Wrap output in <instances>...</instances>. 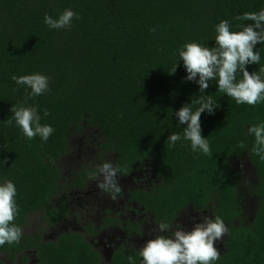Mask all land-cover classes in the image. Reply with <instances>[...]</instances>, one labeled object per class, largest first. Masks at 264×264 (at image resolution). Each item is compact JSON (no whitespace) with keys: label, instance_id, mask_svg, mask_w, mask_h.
Here are the masks:
<instances>
[{"label":"trees","instance_id":"obj_1","mask_svg":"<svg viewBox=\"0 0 264 264\" xmlns=\"http://www.w3.org/2000/svg\"><path fill=\"white\" fill-rule=\"evenodd\" d=\"M65 10L75 13L70 27L45 24V15L58 19ZM261 10L264 0H0V185L16 187L12 223L23 233L19 243L0 246V264H143L136 248H118L104 260L87 239L93 224L84 232L61 225L71 212L64 192L86 189L99 176L97 164L75 168L69 180L62 162L71 137L92 127L103 135L92 138L102 164L148 180L129 195L154 224L172 229L185 212L206 211L228 229L212 264H264V153L255 154L249 131L264 125V100L238 104L216 80L201 94L179 57L187 43L215 47L221 21L241 31L252 22L237 17ZM254 51L260 62L246 65L250 73L264 67V43ZM31 74L47 76L48 90L29 97L31 89L12 79ZM199 95L219 106L201 114L211 155L192 149L175 115ZM12 105L36 108L40 124L53 129L49 138H27ZM172 133L181 136L175 145L167 141ZM243 157L253 177L235 167ZM165 232L159 236L174 235Z\"/></svg>","mask_w":264,"mask_h":264},{"label":"clouds","instance_id":"obj_2","mask_svg":"<svg viewBox=\"0 0 264 264\" xmlns=\"http://www.w3.org/2000/svg\"><path fill=\"white\" fill-rule=\"evenodd\" d=\"M74 15L72 10H65L58 19L45 15L44 22L50 28L63 29L70 27ZM237 19L252 23L243 26V30L234 32L230 31L228 21H221L216 26L215 47L208 48L195 42L187 43L179 51V57L183 60L187 71L185 79L196 82L201 94L208 89L210 80H216L219 92L227 94L238 104L246 103L254 106L264 100V80L261 79L264 67L258 72L250 73L246 65L260 62V55L254 51V48L258 42L264 43V10L258 13H244ZM176 70L177 66L169 74H174ZM238 73L242 74L239 80H237ZM12 79L18 85L31 89L29 97L41 95L48 90V77L42 74L13 76ZM190 104H198L199 107L193 112ZM190 104H186L175 113L178 125H187L184 128L183 138L191 142L194 151L200 150L204 154L211 155L209 143L201 134V114L205 111L214 114L219 106L215 104L211 95H199ZM11 112L16 124L29 139L39 135L46 141L53 132L51 126L40 124V116L36 108L12 105ZM47 114L46 111L45 115ZM8 123L11 124V120ZM249 131L255 135L253 151L261 155L264 153V125L253 126ZM180 139L181 136L176 133L167 137L171 145H175ZM240 147H244L242 142ZM70 155L71 153L67 156ZM261 158L264 159V155H261ZM119 171V167L105 162L98 169L99 176L93 177L98 181L97 187L102 191L110 192L114 200L121 190L116 182ZM16 191L14 183L10 180L0 185V246L5 243H19L23 235L21 228L12 223L17 215L14 199ZM158 227L162 233L170 229L166 223H161ZM227 231L224 221L219 217L215 220L203 219L196 223L191 231L177 229L174 237L162 235L148 240L140 250V255L143 264H212L220 256L215 244L223 239Z\"/></svg>","mask_w":264,"mask_h":264},{"label":"rangeland","instance_id":"obj_3","mask_svg":"<svg viewBox=\"0 0 264 264\" xmlns=\"http://www.w3.org/2000/svg\"><path fill=\"white\" fill-rule=\"evenodd\" d=\"M86 132L87 133H78L71 137V140H72L71 155L63 158L62 162L66 166L64 170V175L65 177L69 178V180L71 178L70 173L75 168H78V167L86 168L85 166H91L92 168L93 166H97V164L103 165L102 160L97 150L94 148V145L92 144V138L94 137L101 138L102 133L96 127H92L91 129H88ZM86 148L88 149L83 150ZM235 167L244 172L249 171L250 176L253 177L252 165L249 162L247 157H243L242 159L235 161ZM93 177L90 181L89 186H87L86 189L81 190V189L74 188V189L67 190V192H64V194H66L67 197H71V201H72L71 206L73 205V208L76 210L78 214L76 220H74L73 216H71L69 220H66V222L61 224L64 228L84 232L82 230L83 229L82 225H88L90 223H94V224H101L102 226L103 220H104V217H103L104 214L102 213L101 208H103L104 198L101 196V194L103 192H101L102 190H100L97 187L98 181L94 179ZM135 177L137 178L138 176H135ZM145 182H148V180ZM93 184H95L96 188H94ZM249 200L251 202L253 198H249ZM125 204L126 202H124V205ZM90 205H94L95 207H94V210H90L89 212L88 210H89ZM121 206H122V203H120L119 200H118L117 205H114L112 207L108 206L110 209L111 215H113L116 212H120L119 208ZM135 207H137V205H135ZM132 209H134V206L131 208V210ZM208 214H209L208 212H201V213L199 212L197 214L195 211H191V210L187 211L185 212V214L182 215L181 219L178 221L177 223L178 225H176L172 229H169V231L171 232V230H173L175 232L177 229L183 230L185 232L191 231L196 223L201 222V220L203 219H210ZM138 216L140 215L138 214ZM33 220H34L33 224L40 222V218L36 216L33 217ZM120 221L121 222L123 221L122 213H120V215L118 216V220L115 221L116 226H109L106 228L107 229L106 234L107 235H113V234L121 235L122 231L118 230V227H120L121 225ZM33 224L29 227V231H32L34 229ZM100 229L101 230H99L96 233L97 236H95V239L97 241H99L101 244L108 243V242H116L108 238L103 228H100ZM165 233H168V232H165ZM92 237L93 235H88L87 239L91 241ZM172 237H174V235ZM222 240L216 242L215 246L217 249H221ZM143 243L144 244L146 243L145 240ZM102 257L104 260H106L103 255Z\"/></svg>","mask_w":264,"mask_h":264},{"label":"flooded vegetation","instance_id":"obj_4","mask_svg":"<svg viewBox=\"0 0 264 264\" xmlns=\"http://www.w3.org/2000/svg\"><path fill=\"white\" fill-rule=\"evenodd\" d=\"M87 149L88 148L83 149V150H87ZM135 176H138V177L136 178ZM92 177H91V179H92ZM116 182H117V185L120 187L121 190H120L119 194L116 195L115 200L112 199V194L110 192L101 191V192H103L101 194V196L104 198L103 208H101L102 209L101 211L104 214L103 215L104 220H103L102 226H101V224L90 223V225L93 224V226H94L93 233L89 234V235H93L90 243L98 250V252L100 253L101 256L103 255L105 257V259H108V260L111 259L112 255L116 249L122 248V247L125 250L134 249V248L142 249V247L145 245L143 243L144 240H145V242H147L150 239H154V238L158 237L160 234V230L158 227L159 225L154 224L151 221L149 215H147V213H145L143 211V209L138 205V203L136 201L130 199L129 190L132 187L133 188L143 187L145 180L142 179V177L139 175H131L129 177H122V176L117 175ZM93 185H94V188H96L95 184H93ZM130 186H131V188H130ZM69 199H70V203H72L71 197H69ZM118 200L120 203H122V206L119 208L120 212H116L113 215H111L110 209L108 206L112 207L114 205H117ZM124 202H126L125 205H124ZM135 205H137V207H135ZM133 206H134V209L131 210V208ZM94 207H95L94 205H90L88 211L90 212V210H94ZM70 209H71V212L68 213L69 217L66 220H69L71 216H73L74 220H76L78 214H77L76 210L73 208V205L72 206L70 205ZM202 212H206V211H202ZM120 213H122V215H123V221L122 222L120 221L121 225H120V227H118V230L122 231V234L121 235H117V234L107 235L106 234V230H107L106 228L109 226H116L115 221L118 220V216L120 215ZM196 213L198 214L199 212H196ZM138 214L140 216H138ZM108 217H110L109 221L106 220V219H108ZM112 217L114 219H112ZM66 220L64 222H66ZM128 220H130V222H132V224H135V226L132 230H129L127 228ZM144 222H146V223H144ZM63 223H61V224H63ZM177 223L178 222H176V224H174L173 228L176 225H178ZM82 226H83L82 230L86 231L85 227H84L85 225H82ZM100 228L104 229V232L108 236L109 239H112L116 242H108V243L101 244L99 241H97L95 239V236H97L96 233L99 230H101ZM173 232L174 231L171 230L170 233H173ZM145 237L148 239H146Z\"/></svg>","mask_w":264,"mask_h":264}]
</instances>
